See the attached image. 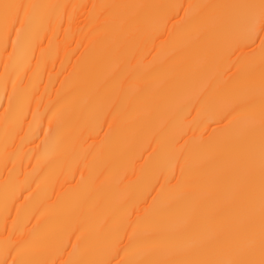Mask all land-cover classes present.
<instances>
[{"label":"bare ground","instance_id":"6f19581e","mask_svg":"<svg viewBox=\"0 0 264 264\" xmlns=\"http://www.w3.org/2000/svg\"><path fill=\"white\" fill-rule=\"evenodd\" d=\"M0 264H264V0H0Z\"/></svg>","mask_w":264,"mask_h":264}]
</instances>
